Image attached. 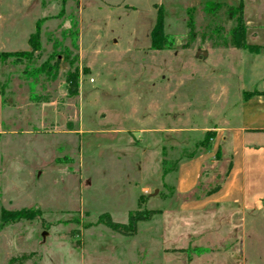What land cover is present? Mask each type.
Here are the masks:
<instances>
[{
    "label": "rangeland",
    "instance_id": "rangeland-1",
    "mask_svg": "<svg viewBox=\"0 0 264 264\" xmlns=\"http://www.w3.org/2000/svg\"><path fill=\"white\" fill-rule=\"evenodd\" d=\"M158 8L170 49L150 48ZM239 13L250 48L223 47ZM40 21L31 57L0 62V264H264V211L189 214L173 190L220 143L241 52L264 53V0H0V52H30ZM137 211L131 237L98 223Z\"/></svg>",
    "mask_w": 264,
    "mask_h": 264
},
{
    "label": "crops",
    "instance_id": "crops-1",
    "mask_svg": "<svg viewBox=\"0 0 264 264\" xmlns=\"http://www.w3.org/2000/svg\"><path fill=\"white\" fill-rule=\"evenodd\" d=\"M245 26L252 22L246 21ZM241 53L246 83L237 88L241 95L229 109L215 152L207 150L186 159L175 170L173 190L187 198L182 201L183 212L208 214L209 208L226 206L245 213L264 211V53ZM244 92L258 94L244 100ZM1 124L0 97V132ZM217 166L223 167V173L216 189L196 196L201 177H212L211 170Z\"/></svg>",
    "mask_w": 264,
    "mask_h": 264
},
{
    "label": "trees",
    "instance_id": "trees-1",
    "mask_svg": "<svg viewBox=\"0 0 264 264\" xmlns=\"http://www.w3.org/2000/svg\"><path fill=\"white\" fill-rule=\"evenodd\" d=\"M204 10L207 13H213L215 12L220 6H215V4H206L204 6ZM241 12V7H240ZM40 22H37L35 25V34L31 35L28 39V43L31 47L30 52H0V62H4L7 60V58L10 57H26L30 58L32 53L37 49L38 47V35L40 30ZM163 10L161 8L157 9L156 12V20L154 28L151 32V41H150V48L153 50H165L170 49L173 45V41L171 40V37L168 35H165L163 33ZM188 28L189 33L193 32V25L191 21L188 22ZM238 36L239 40H236V37ZM245 33H244V25L241 18V13H239V16L236 18V26L232 29L230 33V42L227 43V41H224L222 46L223 47H234L237 49H249L250 47L245 44ZM67 80L69 83L73 82L72 76L68 75ZM258 92H244L243 93V99L246 100L254 95H257ZM216 189V187L214 188ZM213 189V190H214ZM212 191V190H210ZM26 212H3L2 213V221L3 224H11L14 222H18L21 219H26ZM152 215H154V212L152 211H137L133 214H130L128 216V220L126 224H118L111 220L110 216L108 214H104L100 216L98 219V223H101L111 229L112 231L119 233L123 236L131 237L134 236L136 233V225L139 222H145L148 221ZM15 260H11L9 264H12Z\"/></svg>",
    "mask_w": 264,
    "mask_h": 264
}]
</instances>
